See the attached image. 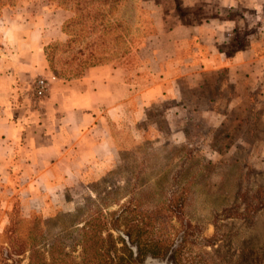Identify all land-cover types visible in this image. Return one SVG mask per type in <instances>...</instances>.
I'll list each match as a JSON object with an SVG mask.
<instances>
[{
    "label": "rangeland",
    "instance_id": "374dc122",
    "mask_svg": "<svg viewBox=\"0 0 264 264\" xmlns=\"http://www.w3.org/2000/svg\"><path fill=\"white\" fill-rule=\"evenodd\" d=\"M161 5L177 6L191 19L204 13L179 0H0V12L14 7L42 16L48 31L59 32L45 53L51 67L69 78L93 65L126 63L122 56L153 32L151 14ZM260 89L230 83L223 72L209 74L181 100L152 103L139 124L118 128L117 162L99 177L86 175L54 215H26L13 200L0 225V264H29L33 246L54 264L49 250L55 241L80 263V229L90 217L116 221L114 236L128 242L125 217L130 225H147L129 230L133 237L164 239L166 254L144 264H264Z\"/></svg>",
    "mask_w": 264,
    "mask_h": 264
},
{
    "label": "crops",
    "instance_id": "0c3cea01",
    "mask_svg": "<svg viewBox=\"0 0 264 264\" xmlns=\"http://www.w3.org/2000/svg\"><path fill=\"white\" fill-rule=\"evenodd\" d=\"M179 2L204 13L191 19L161 5L151 14L153 32L122 56L126 63L93 65L69 78L45 53L60 33L48 31L42 16L1 10V226L16 198L26 215H54L86 175L99 177L117 162L119 127L139 124L154 102L181 100L209 74L224 72L228 82L264 93V0ZM41 77L50 84L37 97Z\"/></svg>",
    "mask_w": 264,
    "mask_h": 264
},
{
    "label": "trees",
    "instance_id": "16d2710c",
    "mask_svg": "<svg viewBox=\"0 0 264 264\" xmlns=\"http://www.w3.org/2000/svg\"><path fill=\"white\" fill-rule=\"evenodd\" d=\"M129 217L125 222L132 230L134 227L147 228V225L135 223L130 225ZM117 229L116 221H109L107 217H90L80 229L78 243L82 246V261L68 259L62 244L55 241L50 246V256L54 264H144L148 257H160L166 254L165 240L155 239L149 235L139 233L133 237L128 230L129 242L122 235L113 234ZM121 243V246L118 244ZM43 252L36 246L32 247L29 264H46Z\"/></svg>",
    "mask_w": 264,
    "mask_h": 264
},
{
    "label": "built area",
    "instance_id": "2783aa9c",
    "mask_svg": "<svg viewBox=\"0 0 264 264\" xmlns=\"http://www.w3.org/2000/svg\"><path fill=\"white\" fill-rule=\"evenodd\" d=\"M49 84L50 80L48 78H38L36 81L35 95L37 97H43L46 94V91L48 90Z\"/></svg>",
    "mask_w": 264,
    "mask_h": 264
}]
</instances>
